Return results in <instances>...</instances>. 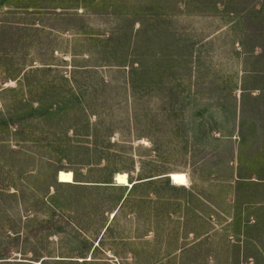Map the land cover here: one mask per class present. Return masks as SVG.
Wrapping results in <instances>:
<instances>
[{
	"label": "rangeland",
	"instance_id": "obj_1",
	"mask_svg": "<svg viewBox=\"0 0 264 264\" xmlns=\"http://www.w3.org/2000/svg\"><path fill=\"white\" fill-rule=\"evenodd\" d=\"M0 264H264V0H0Z\"/></svg>",
	"mask_w": 264,
	"mask_h": 264
},
{
	"label": "bare ground",
	"instance_id": "obj_2",
	"mask_svg": "<svg viewBox=\"0 0 264 264\" xmlns=\"http://www.w3.org/2000/svg\"><path fill=\"white\" fill-rule=\"evenodd\" d=\"M169 178L172 180L173 184L186 185L188 183L187 175L183 172H172L169 173ZM58 181L62 183H73L74 178L71 171H59ZM116 181L121 185H128V177L126 173L116 174ZM116 184V183H115Z\"/></svg>",
	"mask_w": 264,
	"mask_h": 264
},
{
	"label": "water",
	"instance_id": "obj_3",
	"mask_svg": "<svg viewBox=\"0 0 264 264\" xmlns=\"http://www.w3.org/2000/svg\"><path fill=\"white\" fill-rule=\"evenodd\" d=\"M169 177V175H167Z\"/></svg>",
	"mask_w": 264,
	"mask_h": 264
},
{
	"label": "trees",
	"instance_id": "obj_4",
	"mask_svg": "<svg viewBox=\"0 0 264 264\" xmlns=\"http://www.w3.org/2000/svg\"><path fill=\"white\" fill-rule=\"evenodd\" d=\"M74 178V177H73Z\"/></svg>",
	"mask_w": 264,
	"mask_h": 264
}]
</instances>
